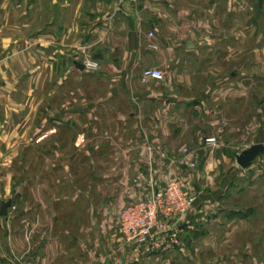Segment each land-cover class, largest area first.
I'll return each instance as SVG.
<instances>
[{"label": "crops", "instance_id": "0c3cea01", "mask_svg": "<svg viewBox=\"0 0 264 264\" xmlns=\"http://www.w3.org/2000/svg\"><path fill=\"white\" fill-rule=\"evenodd\" d=\"M251 4L0 0V204L15 205L0 214V264H177L187 233L220 208V165H232L223 183L257 177L264 198V152L242 171L235 162L241 139L264 144V27ZM84 57L99 68H77ZM144 67L163 78L141 83ZM170 175L195 194L179 243L125 241L119 209Z\"/></svg>", "mask_w": 264, "mask_h": 264}, {"label": "rangeland", "instance_id": "374dc122", "mask_svg": "<svg viewBox=\"0 0 264 264\" xmlns=\"http://www.w3.org/2000/svg\"><path fill=\"white\" fill-rule=\"evenodd\" d=\"M258 1L252 0V4L248 6L252 19H257L254 28L264 27V18L258 16L261 11ZM258 103V101L251 103L252 120L257 116ZM255 128L252 127V130ZM246 143L241 139L236 144V150L243 146L247 148L249 145ZM263 152L264 150L258 154ZM220 166L217 181L218 186L223 185L218 198L220 208H216L213 215L207 212L199 219L200 228L191 229L187 233L185 254L178 256L177 264H260V262L264 264V260L260 258V251L264 250V227L259 225L258 211L259 201L263 197H260L258 178L255 177L248 184V180L243 179L242 174H238L233 176L229 184L223 183L222 173L227 172L232 165ZM238 166L240 168L236 169L242 168ZM180 236L182 237V232ZM149 263L161 264L158 261Z\"/></svg>", "mask_w": 264, "mask_h": 264}, {"label": "built area", "instance_id": "2783aa9c", "mask_svg": "<svg viewBox=\"0 0 264 264\" xmlns=\"http://www.w3.org/2000/svg\"><path fill=\"white\" fill-rule=\"evenodd\" d=\"M119 4L138 0H116ZM149 36H153L150 32ZM150 49H157V44L149 42ZM82 64L86 70L94 71L99 68L97 61L88 57L82 59ZM163 71L157 67H144L141 71L140 82L146 83L148 80H161ZM216 142L214 136L203 139L204 145H211ZM181 161L186 166L193 168L196 166L194 159L189 156L187 147L181 148ZM177 159L176 155H171V162ZM195 194L189 189L187 181L183 176L170 175L166 178L161 187L148 190L143 196L126 203L116 215V224L119 232L127 242L175 245L179 243L182 232V223L186 222L189 211L192 207ZM11 208L15 205L11 204ZM15 264H24L16 262Z\"/></svg>", "mask_w": 264, "mask_h": 264}, {"label": "water", "instance_id": "95a60500", "mask_svg": "<svg viewBox=\"0 0 264 264\" xmlns=\"http://www.w3.org/2000/svg\"><path fill=\"white\" fill-rule=\"evenodd\" d=\"M260 1V0H259ZM75 66L81 70L84 69V65L81 62H75ZM264 150V144L260 142L252 143L247 148L242 149L235 157L236 163L241 167H246L252 163L258 153ZM11 203V198H7L1 201L0 214H7L8 206Z\"/></svg>", "mask_w": 264, "mask_h": 264}]
</instances>
